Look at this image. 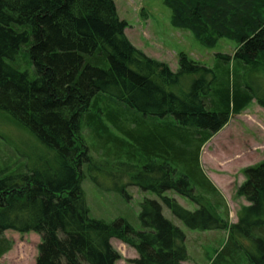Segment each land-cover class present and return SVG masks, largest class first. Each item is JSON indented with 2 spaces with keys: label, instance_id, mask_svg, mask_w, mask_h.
<instances>
[{
  "label": "trees",
  "instance_id": "obj_1",
  "mask_svg": "<svg viewBox=\"0 0 264 264\" xmlns=\"http://www.w3.org/2000/svg\"><path fill=\"white\" fill-rule=\"evenodd\" d=\"M162 3L173 28L189 31L206 48L233 41V55L218 54L206 67L179 53L174 73L130 43L113 0H0V112L52 151L40 168L0 173V258L12 250L4 236L12 231L39 236L34 264H115L112 239L135 251L132 264H184L185 235L164 218L163 205L188 229H228L213 264H264V161L243 170L236 195L249 206L229 224L224 199L199 160L230 116L252 101L264 111V0ZM129 111L143 117L131 121L143 125L141 133L127 127ZM102 115L134 144L110 134ZM84 117L103 128L106 145L113 142L103 148L107 160L90 154ZM144 118L164 122L149 125ZM100 173L115 181L109 189L126 194L135 186L158 197L160 203H140L142 230L89 216L81 183L89 178L103 187ZM244 239L256 252L248 253Z\"/></svg>",
  "mask_w": 264,
  "mask_h": 264
},
{
  "label": "rangeland",
  "instance_id": "obj_2",
  "mask_svg": "<svg viewBox=\"0 0 264 264\" xmlns=\"http://www.w3.org/2000/svg\"><path fill=\"white\" fill-rule=\"evenodd\" d=\"M113 2L119 19L128 25L124 33L130 43L146 56L166 63L174 73L178 69L179 53L186 54L203 66L212 67L216 55L232 56L237 49L235 42L225 39H220L213 48H206L195 40L189 31L173 28L170 25L171 12L163 5L162 0H113ZM26 67V64H22L20 70L24 71ZM89 113H93V110ZM100 119L102 124L109 128L110 134L118 135L129 145L134 144L130 139L126 140L120 135L103 115ZM126 119L127 127L135 135L144 129L143 125L139 126L131 122L133 119L143 120L137 112L129 111ZM86 120L89 119L84 117L82 133L90 154L95 160H107L102 151L105 146H112L113 142L106 145L107 134L104 133L103 128L89 125ZM144 120H147V123L150 122L149 125L156 123L162 126L164 122L150 118H144ZM127 151L128 148H125L124 152ZM51 155L52 151L44 146L31 131L0 112V173L10 176L26 173L33 168L42 167L50 160ZM199 160L206 176L216 180L220 185L219 192L227 206L228 223L236 224L241 208L249 206L243 197L236 195L237 188L244 183L243 170L264 161L263 109L252 101L239 115L230 116L226 126L202 147ZM99 177L103 187L95 186L89 178L81 183L89 216L105 223L121 219L135 231L142 230L138 219L140 203L144 199L160 203L158 197L150 191H143L135 186L127 187L126 194H123L118 190L109 189L115 181L108 175L100 173ZM166 196L174 198L187 211H194L196 208L193 203L173 192H167ZM161 208L164 218L185 235L188 260L184 264H213L216 255L225 248L229 235L228 229L191 230L176 219L165 206L162 205ZM221 215L223 216L222 213ZM4 236L13 242V247L10 252L0 258V264H34L40 243L37 234H18L7 231ZM110 243L119 255L115 264H132V261L137 258L133 249L118 240L112 239ZM243 246L248 253L256 252L254 244L247 239H244Z\"/></svg>",
  "mask_w": 264,
  "mask_h": 264
},
{
  "label": "crops",
  "instance_id": "obj_3",
  "mask_svg": "<svg viewBox=\"0 0 264 264\" xmlns=\"http://www.w3.org/2000/svg\"><path fill=\"white\" fill-rule=\"evenodd\" d=\"M208 178H209V177H208ZM209 179H210V181L215 185V187H216L218 190H221V188L219 187L220 185L217 184L216 180H214V179L211 180V178H209ZM221 192H222V191H221Z\"/></svg>",
  "mask_w": 264,
  "mask_h": 264
}]
</instances>
